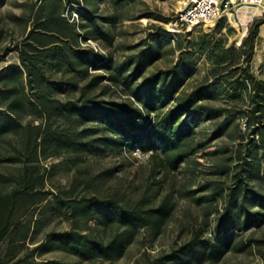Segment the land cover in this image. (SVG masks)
Segmentation results:
<instances>
[{
  "label": "trees",
  "instance_id": "trees-1",
  "mask_svg": "<svg viewBox=\"0 0 264 264\" xmlns=\"http://www.w3.org/2000/svg\"><path fill=\"white\" fill-rule=\"evenodd\" d=\"M136 1H19L20 6L30 7L28 15L12 17L23 25L22 36L7 41L0 28V62L17 53L16 62L0 69V167L9 169L0 170V264H74L39 259L40 250H60L84 260H113L123 255L140 229L150 226L158 234L170 217L167 198L150 206L145 198L122 203L96 193L75 196L71 189H46L49 168L44 160L127 145L130 150L151 151L153 158L161 154L164 169H174L189 161V151L206 148L232 127L240 133V117L258 139L238 135L234 156L219 171L231 176V184L199 199L210 204L217 197L223 199L211 235L197 227L188 241L147 264L217 261L235 245L238 232L264 225V80H257L250 69L264 18L254 21L240 48L221 47L218 51V45L203 42L200 49L207 52L213 67L187 89L195 53L180 41L176 64L144 77L161 56L162 40L171 36L166 29L157 27L140 42L139 51L120 62L107 52L82 45L93 40L105 48L112 46L114 27L131 19L122 11ZM6 2L0 0V8ZM104 4L114 10L101 12ZM93 69L105 73L96 74ZM105 80L121 86L128 99L117 102L92 93ZM214 99L232 106L217 105L212 103ZM201 121H213L214 128L209 138L196 141ZM91 122L97 126H90ZM6 137L15 139L9 147L2 145ZM232 158L237 160L234 166ZM75 186L76 179L73 189ZM56 208L70 217L71 228L50 230L37 241L36 235L46 223L45 211ZM81 220L116 226L117 230L105 240L81 230Z\"/></svg>",
  "mask_w": 264,
  "mask_h": 264
},
{
  "label": "rangeland",
  "instance_id": "rangeland-1",
  "mask_svg": "<svg viewBox=\"0 0 264 264\" xmlns=\"http://www.w3.org/2000/svg\"><path fill=\"white\" fill-rule=\"evenodd\" d=\"M19 1L29 3L30 0H7L0 8V28H3L5 40L18 39L23 34V25L15 22L14 15H28L29 5L20 6ZM184 0H137L122 12L127 19L114 27L116 35L112 46L101 47V51L112 55L114 61H123L127 56L139 51L140 42L149 38V34L155 33L157 27L166 29L171 36L162 40L160 45L161 56L150 65L145 75L158 70L172 68L180 56L181 50L177 41L186 49H192L195 53L194 72L186 83L190 89L199 83L206 75L208 69L213 67V61L208 59L207 52L200 49L203 42L209 41L211 45H218L227 49L231 46L240 48L243 40L248 37L249 30L256 19L246 27L249 17L243 15V25L229 22L222 17L212 23L199 24L192 29L175 26L178 12L183 7ZM114 8L107 4L102 5L103 13L113 11ZM119 14L121 10L117 11ZM243 13V12H242ZM156 17H163L161 21ZM156 25V26H154ZM219 25L221 27L219 28ZM247 28L243 35L244 28ZM241 40V43H238ZM97 43V42H96ZM3 44V43H2ZM1 44V45H2ZM92 47V46H91ZM17 53H12L6 63L16 62ZM5 62H0V66ZM251 72L257 80H264V24L259 29L254 53L250 62ZM93 73L104 74L103 70H91ZM85 82H82L84 84ZM102 99L124 102L129 95L123 92L121 86L105 80L93 89V92ZM212 103L227 105L223 99H214ZM232 106L231 104H228ZM26 119L24 122H28ZM246 119L240 117L237 123L242 134L258 139L257 133L251 134L245 126ZM97 126L96 123H89ZM214 128L213 121H201L197 127V140L209 138ZM237 129V130H236ZM238 128L232 127L224 135L213 139L209 146L197 152L189 151L188 162L177 164L173 169H164L161 165L162 155L151 156V151L142 150L140 157L134 155L127 145L122 147L106 146L101 152H89L81 154H66L51 157L42 163L49 168L46 173L44 187L56 192L59 190H73L72 194L96 193L100 196L115 197L122 203H134L145 198L148 205L156 206L163 198H167L170 204V217L161 227L158 234L153 228L146 226L137 232L131 243L127 245L121 257L113 260L94 258L84 260L75 255L60 250H40L39 259H58L74 264H147L157 257L171 252L189 240L192 231L202 227L205 234L211 235V227L217 216L216 209L223 207V199L217 197L213 203L199 201L204 195L228 187L231 176L219 173L225 160L234 156L239 143ZM249 136V137H248ZM13 137H6L3 147H9L14 142ZM246 141V140H245ZM161 153V152H160ZM198 161L199 164H196ZM237 162L232 158L231 165ZM56 164L55 168H50ZM1 171L9 172V169L0 167ZM76 179V186L72 184ZM88 183L93 185L86 188ZM253 183L260 186L257 180ZM206 186L207 188L203 189ZM57 210L45 211L46 223L36 240L44 238V234L50 230H64L71 228L70 217ZM211 210V214H207ZM80 229L94 233L107 240L116 232V226H103L95 221H80ZM257 240V241H256ZM35 245V244H34ZM32 245V246H34ZM201 264H264V225L260 228H250L238 232L235 245L217 261H205Z\"/></svg>",
  "mask_w": 264,
  "mask_h": 264
},
{
  "label": "built area",
  "instance_id": "built-area-1",
  "mask_svg": "<svg viewBox=\"0 0 264 264\" xmlns=\"http://www.w3.org/2000/svg\"><path fill=\"white\" fill-rule=\"evenodd\" d=\"M248 8L251 17L246 27L254 21L256 17L264 14V0H184L183 7L177 14L175 26L192 29L199 24H207L222 17L228 18L229 22L235 21L238 25H243L242 8ZM260 10V14H255ZM84 46H92L95 50L101 51V47L93 40L83 42ZM132 153L138 157L143 155L140 148H135Z\"/></svg>",
  "mask_w": 264,
  "mask_h": 264
},
{
  "label": "bare ground",
  "instance_id": "bare-ground-1",
  "mask_svg": "<svg viewBox=\"0 0 264 264\" xmlns=\"http://www.w3.org/2000/svg\"><path fill=\"white\" fill-rule=\"evenodd\" d=\"M249 11H252L251 9H248V8H242V12H243V15L244 16H246L247 18L249 17H251V14H250V12ZM255 14H260V10H256L255 12H254ZM212 23V22H211ZM245 24H247V23H245ZM210 26H214V23H212V24H210ZM246 30H247V28L245 27L244 28V32H243V35H244V33L246 32ZM238 43H241V40L238 42Z\"/></svg>",
  "mask_w": 264,
  "mask_h": 264
},
{
  "label": "crops",
  "instance_id": "crops-1",
  "mask_svg": "<svg viewBox=\"0 0 264 264\" xmlns=\"http://www.w3.org/2000/svg\"><path fill=\"white\" fill-rule=\"evenodd\" d=\"M125 21V20H124ZM8 63L5 62L4 65L0 66V69L3 68L5 65H7Z\"/></svg>",
  "mask_w": 264,
  "mask_h": 264
}]
</instances>
